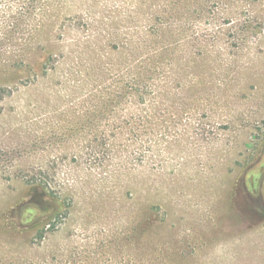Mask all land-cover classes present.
Segmentation results:
<instances>
[{"label":"rangeland","instance_id":"1","mask_svg":"<svg viewBox=\"0 0 264 264\" xmlns=\"http://www.w3.org/2000/svg\"><path fill=\"white\" fill-rule=\"evenodd\" d=\"M24 1L0 0V264H264V0Z\"/></svg>","mask_w":264,"mask_h":264},{"label":"trees","instance_id":"2","mask_svg":"<svg viewBox=\"0 0 264 264\" xmlns=\"http://www.w3.org/2000/svg\"><path fill=\"white\" fill-rule=\"evenodd\" d=\"M69 2V0H25L23 2V5H20L21 11L30 13V15H35L36 17H43L44 12L46 11V8H51V10L56 11H67V8L69 5L66 3ZM26 13L19 14L18 17L14 18V26H19L22 22V17ZM44 21H40L37 24H39L41 27L43 26ZM46 195V194H45ZM56 198V197H54ZM58 203V198L55 199ZM60 212V209H57L54 211L52 216H58ZM43 235L41 234L40 237Z\"/></svg>","mask_w":264,"mask_h":264}]
</instances>
